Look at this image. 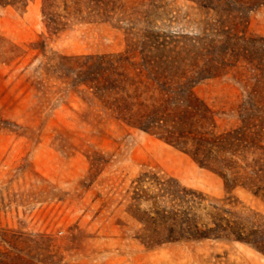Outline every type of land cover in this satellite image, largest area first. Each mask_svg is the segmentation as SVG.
Here are the masks:
<instances>
[{"label": "rangeland", "instance_id": "374dc122", "mask_svg": "<svg viewBox=\"0 0 264 264\" xmlns=\"http://www.w3.org/2000/svg\"><path fill=\"white\" fill-rule=\"evenodd\" d=\"M187 5L177 0L178 10L155 19L153 29L197 31L202 15ZM247 31L264 37V5L248 13ZM129 37L124 27L101 20H73L54 34L44 25L40 0L23 10L0 4V251H10L0 252V260L264 264V254L242 240H179L155 247L140 241L143 223L130 209L138 207L131 196L142 172L202 192L201 221L210 218L215 204L249 229L264 218V200L240 186L227 190L219 173L156 135L105 115L84 86L57 77L61 56L118 52ZM193 91L213 111L218 132L264 126V79L249 65L198 80ZM16 252L22 260L12 257Z\"/></svg>", "mask_w": 264, "mask_h": 264}, {"label": "trees", "instance_id": "16d2710c", "mask_svg": "<svg viewBox=\"0 0 264 264\" xmlns=\"http://www.w3.org/2000/svg\"><path fill=\"white\" fill-rule=\"evenodd\" d=\"M31 1L0 0V4L23 10ZM176 1L40 0L42 19L51 33L64 31L73 20H101L124 27L130 35L118 52L61 56L57 77L84 86L105 115L156 135L219 173L227 190L240 186L264 200V126L240 125L218 132L213 111L193 91L198 80L239 63L264 79V37L247 31L248 13L264 5V0H183L202 15L197 31L153 29L155 19L178 10ZM135 181L131 198L138 207L130 214L143 223L139 239L146 246L235 239L264 254V218L246 229L223 215L228 210L210 204L215 211L201 221L197 209L205 200L202 192L156 173L142 172ZM143 202L146 207L141 209ZM0 252L6 256L10 251ZM12 257L22 260L17 252Z\"/></svg>", "mask_w": 264, "mask_h": 264}]
</instances>
